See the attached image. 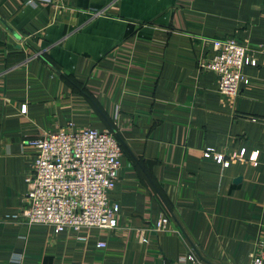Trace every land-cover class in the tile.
<instances>
[{
  "label": "crops",
  "instance_id": "1",
  "mask_svg": "<svg viewBox=\"0 0 264 264\" xmlns=\"http://www.w3.org/2000/svg\"><path fill=\"white\" fill-rule=\"evenodd\" d=\"M224 38L256 60L231 100L198 68ZM69 122L121 143L116 228L12 216L37 153L27 140ZM262 245L264 0H0V264H175L190 250L248 264Z\"/></svg>",
  "mask_w": 264,
  "mask_h": 264
},
{
  "label": "built area",
  "instance_id": "2",
  "mask_svg": "<svg viewBox=\"0 0 264 264\" xmlns=\"http://www.w3.org/2000/svg\"><path fill=\"white\" fill-rule=\"evenodd\" d=\"M28 3L37 6L49 4L50 0ZM211 52L200 58L198 68L215 72L218 90L231 100L249 83L244 67L255 65L256 60L247 55L246 46L232 38L212 40ZM27 143L37 153L25 176L26 207L12 215L16 220L21 215L28 224H46L55 232L117 227L119 206L110 201L109 192L118 178L122 149L114 132L89 126L75 130L69 122L66 127L29 138ZM203 156L212 157L222 166L230 162L221 153L213 154L212 148H206ZM168 222V215L162 214L153 229L165 231ZM97 246L104 247L105 242H98ZM186 259L203 264L192 250L179 256L175 264H185ZM248 264H264V245L250 254Z\"/></svg>",
  "mask_w": 264,
  "mask_h": 264
},
{
  "label": "water",
  "instance_id": "3",
  "mask_svg": "<svg viewBox=\"0 0 264 264\" xmlns=\"http://www.w3.org/2000/svg\"><path fill=\"white\" fill-rule=\"evenodd\" d=\"M236 180H237V181L240 180V177L236 178Z\"/></svg>",
  "mask_w": 264,
  "mask_h": 264
},
{
  "label": "trees",
  "instance_id": "4",
  "mask_svg": "<svg viewBox=\"0 0 264 264\" xmlns=\"http://www.w3.org/2000/svg\"><path fill=\"white\" fill-rule=\"evenodd\" d=\"M121 144V143H120Z\"/></svg>",
  "mask_w": 264,
  "mask_h": 264
}]
</instances>
